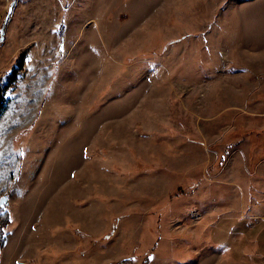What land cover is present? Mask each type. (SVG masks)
Masks as SVG:
<instances>
[{
	"label": "rangeland",
	"instance_id": "rangeland-1",
	"mask_svg": "<svg viewBox=\"0 0 264 264\" xmlns=\"http://www.w3.org/2000/svg\"><path fill=\"white\" fill-rule=\"evenodd\" d=\"M14 1L0 264H264V0Z\"/></svg>",
	"mask_w": 264,
	"mask_h": 264
},
{
	"label": "trees",
	"instance_id": "trees-1",
	"mask_svg": "<svg viewBox=\"0 0 264 264\" xmlns=\"http://www.w3.org/2000/svg\"><path fill=\"white\" fill-rule=\"evenodd\" d=\"M2 102L3 101L1 100V97H0V113H1V110L3 109ZM9 223H10V216H9V213L6 212L5 210L0 214V252L3 251L6 245V242L8 241L11 235V233L8 231Z\"/></svg>",
	"mask_w": 264,
	"mask_h": 264
},
{
	"label": "water",
	"instance_id": "water-1",
	"mask_svg": "<svg viewBox=\"0 0 264 264\" xmlns=\"http://www.w3.org/2000/svg\"><path fill=\"white\" fill-rule=\"evenodd\" d=\"M16 0L12 3L11 7H10V13L14 7V4H15ZM10 13H9V16H10ZM8 16V18H9ZM7 24V23H6ZM6 24L3 26L2 30H1V33H0V43H2L4 40H5V35H6ZM9 203V200L8 198L6 197H1L0 199V207H5L7 204Z\"/></svg>",
	"mask_w": 264,
	"mask_h": 264
}]
</instances>
